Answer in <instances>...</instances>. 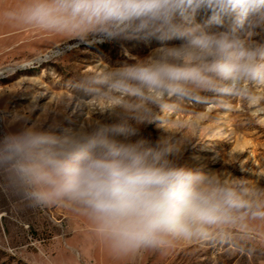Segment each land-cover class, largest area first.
I'll use <instances>...</instances> for the list:
<instances>
[{
  "label": "clouds",
  "instance_id": "clouds-1",
  "mask_svg": "<svg viewBox=\"0 0 264 264\" xmlns=\"http://www.w3.org/2000/svg\"><path fill=\"white\" fill-rule=\"evenodd\" d=\"M201 12L211 13L202 23ZM0 24L62 38L49 55L74 39L178 41L72 83V98L112 123L56 134L37 122L0 136V172L29 205L71 207L116 259L252 237L264 189L181 166L184 135L133 137L152 123L178 132L162 114L183 101L254 99L246 85L264 86V0H17L0 2Z\"/></svg>",
  "mask_w": 264,
  "mask_h": 264
},
{
  "label": "rangeland",
  "instance_id": "rangeland-1",
  "mask_svg": "<svg viewBox=\"0 0 264 264\" xmlns=\"http://www.w3.org/2000/svg\"><path fill=\"white\" fill-rule=\"evenodd\" d=\"M210 15L201 12L197 22ZM61 39L0 24V136L37 122L56 134L96 121L112 123L108 113H89L72 98V83L87 72L134 63L163 43H178L156 38H96L91 43L74 39L49 55ZM246 86L254 96L251 101L239 96L183 101L162 114L166 127L178 132L168 133L152 123L142 126L133 139L155 141L171 135L179 140L184 135L188 139L178 160L181 166L226 174L229 180L239 178L264 189V86ZM169 103L177 104L171 99ZM253 225L252 237L238 245L193 240L116 259L93 236L84 216L63 205H29L0 172V264H264V218L254 219Z\"/></svg>",
  "mask_w": 264,
  "mask_h": 264
}]
</instances>
